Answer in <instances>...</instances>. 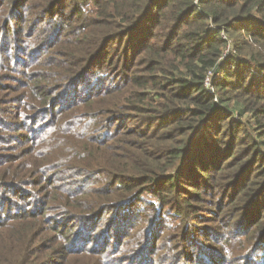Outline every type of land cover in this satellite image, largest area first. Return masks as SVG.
Wrapping results in <instances>:
<instances>
[{"label":"trees","instance_id":"1","mask_svg":"<svg viewBox=\"0 0 264 264\" xmlns=\"http://www.w3.org/2000/svg\"><path fill=\"white\" fill-rule=\"evenodd\" d=\"M55 44V73L22 71L0 109L15 152H0V264H36L37 250H51L37 264H144L160 219H140L144 205L175 200L190 218L202 194L231 220L189 223L211 239L190 243L198 264H230L219 239L237 241L239 264L264 255V0H0V68L41 66ZM120 46L116 78L98 73ZM48 233L58 247L33 244Z\"/></svg>","mask_w":264,"mask_h":264},{"label":"rangeland","instance_id":"2","mask_svg":"<svg viewBox=\"0 0 264 264\" xmlns=\"http://www.w3.org/2000/svg\"><path fill=\"white\" fill-rule=\"evenodd\" d=\"M22 38H23V36H22ZM33 39H34L33 37H26L25 38L26 41L23 42L24 44L20 46V49L23 53L26 51V48H28L30 46V44L31 45L35 44V40H33ZM57 45L58 44H55L51 49V52H52V54H51L52 60L51 61L47 60L45 62V61L41 60L40 63H39V61L37 62L41 66H36V65L33 66L31 64L32 67L28 66L25 70L21 66V64L20 65L14 64V65L10 66V64L7 63L6 69H3V67L0 68V84H2V86H4V93L1 94V92H0V100L2 101L0 104L1 110H4L7 108V106H9L6 103L5 99L7 97L9 98V95L11 93H12L11 95L13 96L15 93L14 89L17 88L18 86H20V83H22L21 81L23 79H25L24 75L22 76V74H23V73H21L22 71H24L25 73L26 72H34V71H43V72L55 73V71L52 68H47V67L49 65H51L52 62H57L58 58L60 57V53L62 52V49L66 50V47H67V44L62 45L64 47H62V46L58 47ZM109 50H110V53H113V51H114L113 46ZM121 53H122V48L120 46L118 48V51H117L118 55L114 54L113 56H110L111 60H112L111 64L105 65L104 68H102V69H97L98 73L99 72L105 73V75L107 77L115 79L116 75L118 73H120V69H121V66L119 67V59H118V57H121ZM20 54L22 55V53H20ZM108 66H110V68H108ZM34 67H36V68H34ZM27 69H29V70H27ZM32 69H34V70H32ZM1 91H3V90H1ZM6 118L8 119V121H10V123H13L16 120V118L13 116V114L7 116ZM8 131L13 132L12 130H8ZM3 134H5V131L3 132ZM10 145H11V140L4 143L3 145L0 144V152L3 153V155H8L9 158H11V156L15 154V152L10 150L11 149ZM63 176H64V174H61V176L60 175H53V181L55 182V185L59 186V187L61 186L60 187L61 189L59 188L58 193H60V192L66 193L67 189L68 190L71 189V186H69V184L66 185L64 183V181H63L64 177ZM63 193H62V195H64ZM68 198L72 199L73 197L69 196ZM221 200H222V198H220V196L219 197H213L212 195H207V194L206 195L202 194V198L200 201H196V199L191 200L192 203H195L194 204L195 205L194 206L195 212L193 213V215L190 218L189 217L188 218H182V217L178 216V213H177V215L174 214L176 210H179V209L182 210L185 208L184 206H182L181 208H179V207L176 208L174 206V204H177V202L175 200H170L169 201L170 203L167 204V206L164 208L165 209L164 211L162 209L159 210L160 208L155 211L153 208H151L145 204L144 205V211H143V212H145V214L140 215L139 218L142 219L144 217V220L147 223L148 222L151 223L150 220H153L155 218L158 219V216L160 219H158V221L155 222V225H154V227L157 228V232H156L157 234H156V237L151 239V242L149 245L152 248V250L150 252H148L147 255L145 256V257H147L146 258L147 262H143V263L144 264H198L196 259L194 258V256L197 255L199 253V251L202 250V248H200L199 250L197 248H191L190 243H192L193 245H195V244L200 245V244H204L206 240H208L211 243V239L205 235L199 234L197 228H196V230L189 228L190 227L189 223H192V220H194V221H196V225H198V227L209 226V228H207V230H210V231H211V227L218 228L219 230L226 229L227 223H228V221L231 220V218L229 216L223 215L222 212H219V208L222 207L225 203L224 202L222 204ZM69 201H70V199H69ZM161 212H162V214H161ZM236 215H238V214H236ZM108 217L106 218V216H103V221H101V223H99L97 230H96V233H98V236L101 233L106 232L105 222L108 220ZM143 224H144V222H143ZM160 225L162 227H160ZM143 227H144V225L141 224L139 226L136 225L131 230L129 229V231H130L129 236H126V238H124L123 240H120L121 243L118 242V244L116 245L117 248L115 249V251L117 252V254H116V258L114 257V259L118 258V262H119V260L121 261L124 258H126V261L129 259L128 257L130 256V254H128V252H129L128 249H133V248L135 249L137 247V244H136L135 239L133 237L136 235L140 236L143 233V231H142ZM163 227H164V229H163ZM129 228H130V225H129ZM110 232H111V230H110ZM184 233L185 234L191 233L189 240L184 239V237H185ZM219 236H222V235H219ZM55 237L56 236L54 235V233H48L43 237V239H38V240L34 241L33 244H41V242H43V240L45 238H48V242L46 243V245H48V243H50L51 241L55 242V239H57ZM95 241L97 242V240H95ZM125 241H126V243H125ZM58 243H60L59 240L54 243L53 248L58 247ZM217 243H219L221 245V247L223 246V249H224L223 255L227 256V258H226L227 261L230 259V261H231L230 264H239L238 260L233 261V255H234L233 250L237 251V248H238L237 241L234 238H229V242H227V248L225 246L226 242L224 241V239H219ZM184 245H186V246H184ZM225 251H227V253H225ZM50 253H51V250H46V251L45 250H37V252L35 253V257L37 259L36 264L39 262L43 263L44 260L46 259V257H48L50 255ZM226 256H224V257H226ZM188 258H190V260L187 261ZM114 261H116V260H114ZM260 262H263L262 264H264V255H262V254L258 255L256 261L254 260L253 262H251V264H258ZM106 263L108 264V262H106ZM125 263L126 262H124L123 264H125Z\"/></svg>","mask_w":264,"mask_h":264},{"label":"built area","instance_id":"3","mask_svg":"<svg viewBox=\"0 0 264 264\" xmlns=\"http://www.w3.org/2000/svg\"><path fill=\"white\" fill-rule=\"evenodd\" d=\"M204 85H205L206 87H209V86H210V77H209V76H207V77L205 78V80H204Z\"/></svg>","mask_w":264,"mask_h":264}]
</instances>
